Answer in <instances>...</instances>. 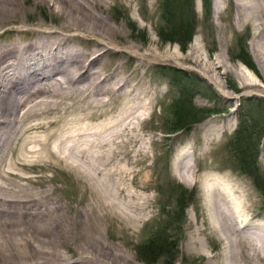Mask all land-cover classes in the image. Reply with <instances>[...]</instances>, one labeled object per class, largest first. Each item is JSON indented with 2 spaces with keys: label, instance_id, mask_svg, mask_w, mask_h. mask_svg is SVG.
Masks as SVG:
<instances>
[{
  "label": "rangeland",
  "instance_id": "obj_1",
  "mask_svg": "<svg viewBox=\"0 0 264 264\" xmlns=\"http://www.w3.org/2000/svg\"><path fill=\"white\" fill-rule=\"evenodd\" d=\"M95 1L98 9L94 8V12L109 24L108 36L103 44L92 37H81L73 47L99 53L90 67L113 75L107 81L113 91L96 100L105 101L113 108L111 113L121 101L141 100L149 105L138 125L145 155L131 158L123 154L120 175L122 185L136 194L134 200L147 202H143L146 215L135 229L117 213L96 219L101 242L115 253H124L129 264H232L228 252L221 254L222 241L208 225L203 187L217 182L236 187L235 193L250 205L248 228L254 230L264 224V196L251 177L238 171L225 146L241 113L264 120V0H259L260 13L250 6L252 0H208L206 9L200 0H192L191 10L182 4L183 16L187 12L194 25L183 48L171 41L178 36L160 34L166 27L160 18L159 0ZM19 2L23 7L21 22L0 27V42L16 40L24 44L31 38L30 32L37 29L60 30L56 5L49 7L42 0ZM182 34L180 38L186 37ZM168 37L172 39L164 40ZM244 54L254 64V70L237 59ZM201 109L210 112L200 115ZM179 117L182 122L178 126L186 125L189 119L194 122L175 130L172 124ZM261 126L257 124V128ZM261 130L259 139L254 134L247 146L257 145L256 166L264 177V127ZM185 163L192 167L185 175L190 184L182 182L178 174ZM54 164L35 163L27 170L20 169L43 182L20 183L25 182L33 190L53 189V196L63 207L84 203L89 197L84 177L78 170ZM189 236L195 239L192 250L186 248ZM69 250L63 251L64 255L75 258L71 247ZM141 251L152 255L153 261L142 260ZM110 258L100 255L99 259L111 264Z\"/></svg>",
  "mask_w": 264,
  "mask_h": 264
},
{
  "label": "bare ground",
  "instance_id": "obj_2",
  "mask_svg": "<svg viewBox=\"0 0 264 264\" xmlns=\"http://www.w3.org/2000/svg\"><path fill=\"white\" fill-rule=\"evenodd\" d=\"M19 1L0 0V27L21 22ZM42 1L56 5L60 30L37 29L24 44L0 42V264H107L100 255L111 257V264H129L124 253L101 242L96 219L117 213L135 229L145 214V200L136 202L120 175L123 154L145 155L138 125L149 105L121 101L111 113L105 101L96 100L113 91L107 84L113 75L90 67L99 53L73 47L81 37L103 44L108 36L109 24L94 12L95 0ZM252 2L260 13L261 1ZM35 163L78 170L89 197L63 207L53 189L20 183H43L19 171ZM181 168L180 180L190 184L185 175L191 165ZM217 183L203 187V205L222 241L221 254L228 252L232 264H264V224L250 230L249 204L236 187ZM188 238L186 248L192 250L195 239ZM69 247L73 259L63 253Z\"/></svg>",
  "mask_w": 264,
  "mask_h": 264
},
{
  "label": "trees",
  "instance_id": "obj_3",
  "mask_svg": "<svg viewBox=\"0 0 264 264\" xmlns=\"http://www.w3.org/2000/svg\"><path fill=\"white\" fill-rule=\"evenodd\" d=\"M200 2L202 8L206 9L208 0H200ZM184 3L186 5L185 9L191 10L192 0H159L158 3L160 18L163 19L166 27V29H161L160 34L164 33L165 35L178 36L173 40H171L172 38L169 37V39L164 38V40L175 41L181 46V48H183L184 46V41L190 39L194 29L193 21L189 14L186 12L185 17L183 16L182 4ZM181 32L185 33L187 38H180V36L183 35ZM244 57H246V59ZM237 59L241 60V62L250 70H254V64L250 59H248L246 54L238 57ZM176 72L177 71L174 70V73ZM176 83L177 81H174V86L181 90L180 88L182 87L177 85ZM208 112H210L209 109L199 110L200 115L207 114ZM241 114L242 115L240 116V121L238 122V125L233 131L232 135L226 139L225 146L228 148V151H230V155H232V157L235 159V166L238 171H240L242 174H245L246 176L251 177L254 186L261 192L262 196H264V177L260 174L256 166L258 155L257 145H251V148L247 146L249 141L252 142V136L254 134L257 137V140L259 139L260 133L262 131L261 129L262 127H264V120L261 121L253 118L250 119L247 113ZM175 121L176 122H174L172 126L173 128H175V130H178L183 126V124L179 126L177 125L178 122H182V119L179 117ZM188 121H191V119H189ZM188 121L186 125L183 126V128H187L194 122ZM259 123L262 124V126L257 128V124ZM141 256L143 257L142 260L148 259L149 262L153 261V258L151 257L152 255L150 256L146 251H143Z\"/></svg>",
  "mask_w": 264,
  "mask_h": 264
}]
</instances>
